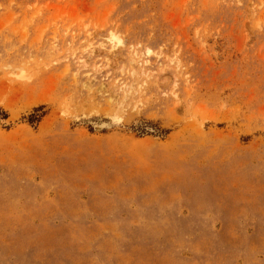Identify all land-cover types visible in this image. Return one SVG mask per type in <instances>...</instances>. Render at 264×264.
<instances>
[{
	"label": "rangeland",
	"instance_id": "374dc122",
	"mask_svg": "<svg viewBox=\"0 0 264 264\" xmlns=\"http://www.w3.org/2000/svg\"><path fill=\"white\" fill-rule=\"evenodd\" d=\"M0 107V264H264V0H0Z\"/></svg>",
	"mask_w": 264,
	"mask_h": 264
},
{
	"label": "trees",
	"instance_id": "16d2710c",
	"mask_svg": "<svg viewBox=\"0 0 264 264\" xmlns=\"http://www.w3.org/2000/svg\"><path fill=\"white\" fill-rule=\"evenodd\" d=\"M43 108H44L43 106L36 108L35 113H32L28 116V121L32 124L39 122L41 117L44 116L45 113H44V111L41 114H39L37 112L42 111ZM0 114L3 115L4 118H8V113L1 107H0Z\"/></svg>",
	"mask_w": 264,
	"mask_h": 264
}]
</instances>
